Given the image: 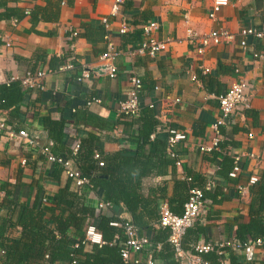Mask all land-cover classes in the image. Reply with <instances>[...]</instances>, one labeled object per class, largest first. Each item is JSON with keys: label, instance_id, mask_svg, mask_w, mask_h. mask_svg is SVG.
<instances>
[{"label": "crops", "instance_id": "1", "mask_svg": "<svg viewBox=\"0 0 264 264\" xmlns=\"http://www.w3.org/2000/svg\"><path fill=\"white\" fill-rule=\"evenodd\" d=\"M113 2L0 0L1 85L21 81L29 70L57 69L72 53L77 63L73 72L47 76L43 90L22 87L24 98L8 108L0 107V120L16 131L24 129L38 135L44 143L52 140L46 119L63 123V141H55L53 152L69 157L76 136H80L82 150L79 159L76 157L74 161L85 172L90 163L98 165L87 159L91 151H98L108 163L115 162L113 159L119 155L134 157L139 150L133 140L139 134V125L127 118L123 121L118 114L119 103L130 90L132 75H138L143 81V108L154 102L160 113L170 106L172 99L181 97L182 102L169 115L167 125L157 118L156 136L142 151L144 158L150 156L151 162L159 166L155 155L158 148L167 149V127L187 132V139L176 146L182 166L175 167L174 160L166 155L172 160L166 172L154 168L142 179L141 191L146 202L142 209L147 226L141 233L151 239L152 246L135 255L145 261L153 253V247L159 244L161 249L154 255L157 264H170L166 257L172 249L168 238L164 239L168 230L159 225L163 204L167 203L174 213L182 214L189 189L192 186L204 188L208 180L214 178L218 188L206 193L207 213L188 231L184 247L190 250L195 243L202 241L218 245L225 239L236 237L238 227L250 217L252 187L241 194L237 185L247 186L253 175L264 182V59L256 56L264 53V40L249 37L248 47L241 44L244 28H264V0H230L215 19L210 17L212 0H124L116 15H112ZM105 19H108L109 27L104 23ZM151 21L161 25L156 34L160 41L171 39L168 49L157 57L138 52L143 25ZM124 23L129 29L122 34L120 29ZM190 28L201 35L225 29L234 38L211 45L199 54L196 52L198 46L189 40ZM74 32H78V36L73 38L75 48L70 51ZM110 44L121 53L115 60L118 70L115 79L102 72L96 73L100 57ZM83 68L91 69L93 74L79 82L77 78ZM193 75L197 76L196 80ZM242 79L249 84L250 108L245 116H238L236 121L220 128L223 140L219 149H214V125L221 114L219 96ZM156 87L160 89L156 90ZM93 98L100 102L89 106L88 102ZM117 125L123 128L120 137L114 135ZM249 133L255 137L250 139ZM155 140L158 141L153 147L151 143ZM201 145L213 150L203 153ZM252 152L260 155L262 160L257 162L247 158L246 155ZM236 154L243 155L244 171L233 181L225 176L228 173L226 159L232 162ZM53 165L37 148L25 145L18 136L0 133V226L16 222L21 209H32L40 198H43L44 222L59 215L61 209L56 196L67 187L77 195L80 206L98 212L101 199L95 190L86 186L78 194L72 180L64 172H54ZM111 210L117 217L133 219L124 204L115 205L105 213H112ZM92 221L98 223L99 219ZM22 230L18 224L15 227L9 224L6 235L18 238ZM84 233L85 229L70 230V236L76 242ZM94 247L86 244L85 250L93 253ZM230 254L229 250L227 257L230 258ZM234 256L237 264H249L241 256ZM33 264H46V261ZM251 264H264L261 250Z\"/></svg>", "mask_w": 264, "mask_h": 264}, {"label": "built area", "instance_id": "2", "mask_svg": "<svg viewBox=\"0 0 264 264\" xmlns=\"http://www.w3.org/2000/svg\"><path fill=\"white\" fill-rule=\"evenodd\" d=\"M124 0H114L112 15H116L120 11V6L123 5ZM230 4V0H212V9L210 12V17L215 19L217 14ZM30 13L29 11L27 12ZM104 23L109 27L108 19H105ZM160 23L157 21H151L143 25V39L138 47V52L140 54H149L152 57H157L162 52H165L170 43L171 39L167 41H160L157 37V31L160 30ZM128 24L124 23L120 32L122 34L127 33ZM189 40L192 44H196V52L203 54L206 49L211 45H219L224 41H229L234 38V35L228 30H213L208 34L201 35L197 31L190 28L188 30ZM78 36V32H74L71 36V48L73 51L75 48V43L73 41L74 37ZM242 42L241 44L246 48L248 47L247 39L249 37H254L257 40H264V28L258 27H247L241 31ZM11 46V44H8ZM120 52L114 47L113 44L109 45L108 50L100 57L99 72L105 73L111 79H115L118 74V70L115 64V60L120 56ZM261 59H264V53L256 54ZM76 56L72 53L67 57L65 62L60 65L57 69L51 67L38 69L36 71L29 70L26 75L21 79L22 86L27 89H44L43 81L44 79L52 74H64L68 72H73L76 70ZM209 72V69H205ZM93 72L91 69L83 68L82 72L79 74L77 80L83 82L86 79L91 78ZM193 79L196 80L197 76L193 75ZM130 90L125 99L119 103V116L130 121L135 122L139 125V121L142 116L143 107L141 104V93L143 91V81L138 75H132L129 78ZM1 85V84H0ZM248 81L245 79L234 83L224 94L219 96L220 102V117L217 123L214 125L216 136L213 140L214 149H219L220 143L223 140L221 136L220 128L228 126L237 120L238 116H245L246 111L250 108L248 103ZM159 90L160 87H156ZM170 98H167V100ZM95 102H100L99 99L93 98L88 102L91 106ZM182 102L181 97H175L170 101V106L163 108L158 114L157 118L162 124L167 125L170 122L169 115L172 114L175 107L179 106ZM156 103H150V107H155ZM168 139H167V149L166 153L169 158L174 160L176 167L182 166V161L179 154L176 151V146L181 141L187 139V132L181 131L179 129L173 128L171 126L167 127ZM0 133H4L9 137H19L24 141L25 145L33 148H37L40 153L46 157L49 163L58 164L64 170V173L70 178L74 184L75 191L80 194L81 190L89 186L93 188L92 180L83 174V171L76 166L74 159L78 157L82 150L83 141L80 136H76L74 144L71 147V154L69 157L58 156L53 152V147L55 142L49 140L44 143L38 135H33L27 130L16 131L6 122L0 120ZM123 133V128L117 125L114 128L115 137H120ZM156 133L154 132L151 136L154 140ZM248 137L253 139L255 136L253 133H249ZM201 151L203 153L211 152L213 148L201 145ZM247 158L260 162L262 160L261 156L256 153H248ZM95 159L98 160V165L100 167L105 166V161L103 160L101 154L96 151ZM243 155H234L233 157V168L229 172V178L233 181L239 179L244 171L243 168ZM191 181L192 179L189 178ZM260 182V178L257 175H253L249 179L247 186L238 184L237 189L241 194L246 193L247 189L251 186H255ZM217 186V182L214 178L208 180L204 188L197 186H192L189 189V197L184 204V212L179 215L174 213L170 206L165 203L160 208V218L159 225L163 229H167L169 232L168 242L172 246L175 253V260L180 264H209V262L204 258V255L210 252H216L220 258L221 264H231L229 257H227L228 251L232 250L238 256H241L245 262L251 264L255 262L256 253L261 250L264 255V238L253 239L247 236L244 240H239L236 237L225 239L218 245H214L208 242H198L195 243L192 249L188 250L184 247V239L188 231L195 225L199 218L207 213L208 200L206 199L205 192L213 190ZM47 199H44L46 202ZM114 203L99 201L98 210L106 212L114 208ZM112 226L117 227L121 230L117 233L115 239L111 242L112 245H118L121 250L122 259L125 264H157L155 259V253L157 250L161 249V245L157 244L153 247V253H151L147 260L143 261L136 258V254H142L148 246H152L151 239L147 235L140 233L139 228L135 224L134 220L129 217L120 216L119 220L111 223ZM56 235L59 234L57 233ZM83 244H92L95 246H102L107 244L104 239L102 232L99 230L97 223L93 221L89 222L85 228ZM79 242L75 243L73 248H77ZM48 258V256H46ZM73 260L66 262L65 264H76V257L73 255Z\"/></svg>", "mask_w": 264, "mask_h": 264}, {"label": "trees", "instance_id": "3", "mask_svg": "<svg viewBox=\"0 0 264 264\" xmlns=\"http://www.w3.org/2000/svg\"><path fill=\"white\" fill-rule=\"evenodd\" d=\"M35 20L37 21V18ZM22 87L21 81L11 82L9 85H0V107L8 108L12 104L21 102L25 96ZM157 114H159L157 104L153 108L150 107V104L143 108L139 121V134L133 137L139 148L134 157L119 155L113 159L116 160L115 162L111 160L106 163L105 161L104 167L90 163V168L83 172L85 176L91 178L93 190L101 200L112 202L114 205H125L132 214L140 233L147 226L144 209H142L146 206L141 191L142 179L154 168H159L158 171L164 169L163 172H166L169 164H172V160L167 159L166 150L163 147L158 148V153L155 155L160 162L159 166L151 162L150 156L143 157L142 151L145 145L152 141L151 136L159 123ZM46 127L54 142L60 143L63 141L65 129L63 123L46 119ZM157 141L151 143L153 147L156 146ZM95 153L96 151H91L87 159H89V162L96 161L98 164ZM226 161L228 162V173L225 176L229 177V172L233 168V161L231 162L229 158ZM173 165L176 167L175 162ZM53 170L57 173L64 172L58 164L53 165ZM217 186L213 190L206 191L205 195L207 192H214L218 188ZM251 194L250 217L248 222L240 225L237 229L236 238L239 240H244L246 236L253 239L264 238V182L260 181L253 186ZM56 201L61 212L59 215L52 216L46 222H44L43 198H40L32 209L22 208L16 222L9 223L13 227L17 224L22 226L23 230L18 238L13 235H6L8 223H3L0 226V264H33L35 261L42 260H45L46 264H65L74 259L73 255L76 257V264H125L120 247L111 244L116 234L121 232L120 229L111 225L112 222L119 220V217L112 210V213H104L101 210L96 212L93 209L80 206L77 195L71 193L68 187L56 196ZM96 218L99 219L97 225L107 244L97 245L94 247V252L89 253L85 250L86 244L82 242L83 236L77 241L79 246L73 248L77 242L70 236V230H83L89 222ZM48 225H54L55 227L49 228ZM55 230H57L59 237L56 235ZM168 236L169 232L166 233L164 239ZM169 246L172 252L166 259L170 264H180L175 259L172 260V258H175V253L172 246L170 244ZM230 252L231 264H237V257L234 256L235 252L232 250ZM204 258L209 264H221L216 252L207 253Z\"/></svg>", "mask_w": 264, "mask_h": 264}]
</instances>
